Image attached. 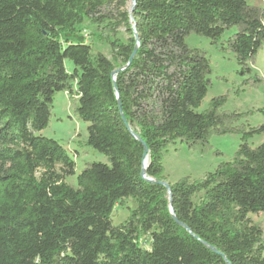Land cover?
I'll return each mask as SVG.
<instances>
[{"label":"trees","instance_id":"1","mask_svg":"<svg viewBox=\"0 0 264 264\" xmlns=\"http://www.w3.org/2000/svg\"><path fill=\"white\" fill-rule=\"evenodd\" d=\"M253 1L136 0L131 16V0H0V264H264V232L250 218L264 215V142L251 145L264 123L242 124L264 109L224 112L221 96L199 112L212 67L186 42L222 46L243 84L262 86L251 66L264 49V6ZM86 23L113 32V61L69 41ZM59 93L89 125L87 145L109 161L89 165L76 187L66 182L74 160L41 135ZM228 135L241 139L231 161L170 184V198L158 184L170 148L206 155ZM144 164L157 183L143 178ZM128 199L137 207L116 226Z\"/></svg>","mask_w":264,"mask_h":264},{"label":"rangeland","instance_id":"2","mask_svg":"<svg viewBox=\"0 0 264 264\" xmlns=\"http://www.w3.org/2000/svg\"><path fill=\"white\" fill-rule=\"evenodd\" d=\"M253 4L264 6V0H254ZM130 8L131 2H129L126 10H130ZM106 26L98 28L86 23L81 27L80 33L76 37L69 38V41L83 42L92 47L93 55L101 54L113 61L114 53L108 40H113L114 37L113 32ZM233 33L234 31L227 33L223 40H228ZM116 38L123 43L127 41V32L123 26L118 29ZM186 42L189 48L206 52L212 67L211 87L198 110L199 112L207 110L210 102L221 96H228V101L223 108L224 112L247 114L264 109V82L259 87L245 86L243 83L248 77L240 76V66L232 53L222 49V46L212 45L209 40L198 36H191ZM251 67L253 77L258 76L264 80V49L257 55L256 63ZM67 69L70 72L73 70L70 63H67ZM263 123L264 116L260 113H255L242 121V124L250 127H257ZM88 126L76 115L73 101L70 100L68 94H57L54 99L49 126L41 135L59 142L76 163V176L66 179L67 184L72 187H76L77 176L89 165L93 163L109 164L105 155L87 145ZM263 142L264 136L252 140L251 145L256 147ZM240 144L241 139L236 135L214 137L211 141L212 151L206 155L196 153L181 144L172 146L164 157L166 183L174 184L183 178L204 179L208 174L214 172L221 163L231 161ZM216 152H219L221 156H216ZM136 207V202L132 199L124 200L122 204H119L113 216L114 225L117 226L126 221L130 211ZM250 218L264 232V215H252Z\"/></svg>","mask_w":264,"mask_h":264},{"label":"water","instance_id":"3","mask_svg":"<svg viewBox=\"0 0 264 264\" xmlns=\"http://www.w3.org/2000/svg\"><path fill=\"white\" fill-rule=\"evenodd\" d=\"M135 5H136V0H131V16H132V14H133V12H134V10H135ZM135 38H136V40L139 39V37H138L137 34H135ZM136 52H137V51H135V52L133 53V56H132L130 62H131L132 59L135 57ZM122 70H123V69L115 71V72L113 73V76H116V75H117L120 71H122ZM124 121H125V119H124ZM133 136H135V138H136L137 140H139V141L145 146V144L143 143V141L140 139V137H139L137 134L133 133ZM147 154H148V150H147V148H146V146H145V155L147 156ZM142 176H143V178H144L145 180H147V181L150 182V183H157V182H156L155 180H153V179H148V178H146V166H145V164H144V168H143ZM158 184L162 185L163 187H165V188L168 190V193H169L170 198H171V189H170L171 186H170V184H168V183H166V182H160V183H158ZM171 214H172L173 218L175 219L173 209H171Z\"/></svg>","mask_w":264,"mask_h":264}]
</instances>
